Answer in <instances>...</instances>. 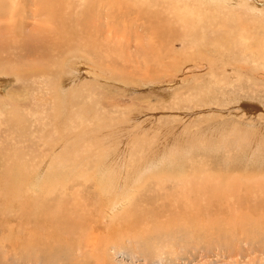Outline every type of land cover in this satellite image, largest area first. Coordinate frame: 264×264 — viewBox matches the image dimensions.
Wrapping results in <instances>:
<instances>
[{
	"label": "rangeland",
	"instance_id": "374dc122",
	"mask_svg": "<svg viewBox=\"0 0 264 264\" xmlns=\"http://www.w3.org/2000/svg\"><path fill=\"white\" fill-rule=\"evenodd\" d=\"M109 2L0 89V264H264V0Z\"/></svg>",
	"mask_w": 264,
	"mask_h": 264
},
{
	"label": "bare ground",
	"instance_id": "6f19581e",
	"mask_svg": "<svg viewBox=\"0 0 264 264\" xmlns=\"http://www.w3.org/2000/svg\"><path fill=\"white\" fill-rule=\"evenodd\" d=\"M83 1L84 0H0V89H3L6 86V83H8L7 81L10 79L15 81L13 84V88L14 90H17V91L18 90L21 91V89L23 90V89L30 88L31 86H33L32 81H34L35 83H41L40 86L45 85L44 79L46 77V74L49 71L48 61H50V59L52 58L51 50L58 49L60 52L62 50L65 51L67 41H70L74 36L77 35V34L73 35L72 28L69 29L70 30L68 32L69 34H67L66 33L67 30L65 29L66 28L65 24H70L69 22H71L72 25L74 23H77L78 25L82 24L83 25L82 27H87V26H84L83 24L85 22L87 23V20L89 19V17L86 14L81 13L83 16L80 15L81 17L80 21L77 20L78 18L77 16H79V14L75 16L76 15L75 13L79 12V9L81 8L83 4ZM96 2H100L99 4H101V6H103L104 8H107L109 0H87V7H85V9L88 8L89 4H90L89 6L93 5L94 7H97V5L99 4H97ZM75 8H78V10ZM85 9H83V11ZM186 16L188 15L186 14L180 15L182 19H185ZM39 17H41V19H39ZM192 18H193L194 24H196L197 19H195L194 14L192 15ZM173 28L174 27H172V29ZM66 34L68 35V37H66ZM222 35H220L219 37L221 38H217V40L218 39L222 40ZM79 37H81V35H79ZM220 47L221 46L218 44L216 48H220ZM73 51H76V50H73ZM71 52H68V53H71ZM33 79H36L37 82ZM1 82L3 83L1 84ZM220 82H225V80H222ZM246 130L247 129L239 128L237 126V129L234 130V132L231 131L232 136L233 134L236 136L244 134L242 137H239L238 139L236 137L237 140L232 139V138L231 140H229L227 135H224L223 133L219 132L218 133L219 142L211 141V143H213L215 146H218V149L223 148L222 144L225 147H228L226 146L227 143H230L232 141H235V143L237 142V146L252 145L253 142H255L259 138V132L256 131L258 133L257 134L253 130L252 132L250 131L248 132ZM227 133L229 132L227 131ZM222 136H223V143L221 140ZM211 140H213V138ZM209 142H210V139L205 141L202 145L204 146L205 151L208 149L207 147L211 148L212 144H209ZM193 146H195V148L193 149L192 147H190L188 150L189 153H192V154L196 153L195 151L196 148L200 147L196 142L195 144H193ZM237 146L235 145L236 148ZM209 151L211 154V150ZM206 155L208 156L207 153ZM213 162L210 165H214ZM201 165H203L202 167H205V165H209V163L201 164ZM209 167L216 169L215 166H209ZM201 170H203V172L201 173L198 172L199 175L195 174L196 183L198 184L199 182H201L197 185L196 188H197V191L200 190L199 193L202 192L199 196L205 197L207 199L206 204H209L210 202H214V200L210 196L209 192L206 193V191L204 190L205 187H202L203 182H205L206 179L210 178V179L215 180L218 183H222L224 181V178L222 176L215 177L217 172L214 173L213 171H208L205 169H201ZM204 174H206V176ZM192 178L193 177H190L188 179L191 180ZM192 193L194 192L192 191ZM249 194H251V189L248 190L247 196H249ZM235 200H241V199L239 198L236 199L235 197ZM245 200H248V199L247 198L245 199L244 197H242L241 202L242 203L247 202ZM180 202H182V200ZM217 202L222 203L221 200H218ZM114 207H116V205ZM110 209H113V208L111 207ZM199 209L201 210V208ZM57 214H58L57 212L54 214L43 213L41 215L36 214V216H40L43 218L48 217L49 219H52L54 221L55 220L54 215L57 216ZM57 217H59V214ZM61 223H62V227L66 229L65 227L68 225L66 221V217L64 218L63 221H61Z\"/></svg>",
	"mask_w": 264,
	"mask_h": 264
}]
</instances>
